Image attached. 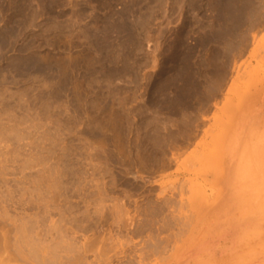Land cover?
I'll list each match as a JSON object with an SVG mask.
<instances>
[{
  "label": "rangeland",
  "instance_id": "374dc122",
  "mask_svg": "<svg viewBox=\"0 0 264 264\" xmlns=\"http://www.w3.org/2000/svg\"><path fill=\"white\" fill-rule=\"evenodd\" d=\"M254 146L264 0H0L12 243L24 222L53 240L52 221L74 264H264V172L241 180ZM9 241L0 264H37Z\"/></svg>",
  "mask_w": 264,
  "mask_h": 264
},
{
  "label": "bare ground",
  "instance_id": "6f19581e",
  "mask_svg": "<svg viewBox=\"0 0 264 264\" xmlns=\"http://www.w3.org/2000/svg\"><path fill=\"white\" fill-rule=\"evenodd\" d=\"M230 138H229V140H228V142H230ZM232 142V141H231ZM262 147V146H261ZM234 148V143H228L227 145H226V149L228 150V151H230V149H233ZM245 149H247L246 147H245ZM250 149V148H249ZM255 150H258V147L257 146H254V147H252L251 149H250V151L248 152V156H247V158H246V163L244 164V168H243V170L241 171V173H242V179L241 180H243L244 182L246 181V183H244V186L246 185V186H248L249 184H250V180L252 179V178H254V171H256V170H258L257 168H256V166H255V164L256 163H258L257 165H258V168H259V170L260 171H263L264 172V158H263V156H261L262 154H260V156H259V151L261 150V148L259 149V151H257V152H255ZM260 152H262V151H260ZM230 153V152H229ZM257 154V157L255 156ZM162 162V161H161ZM164 162V161H163ZM166 164V163H165ZM164 164V165H165ZM166 166V165H165ZM164 166V167H165ZM260 183V185H264L262 182H259ZM264 187V186H263ZM52 188V187H51ZM51 188H47V189H49V190H51ZM49 192V191H48ZM101 192V191H100ZM100 192H98V193H100ZM53 193V192H52ZM101 194V193H100ZM100 194H99V197H100ZM53 194H51V196H52ZM55 197V196H54ZM250 198H252V193H250V196H249ZM259 202V204L260 205H258L259 206V208L260 207H262V208H264V196L258 201ZM46 207H48V206H46ZM1 208H3V207H1ZM43 209H44V207H43ZM48 208H46V210H47ZM45 210V209H44ZM115 210V209H114ZM5 211V210H4ZM96 212H98L99 213V215H101L100 213H101V210L100 209H96L95 210ZM1 212H2V210H1ZM48 212V211H47ZM2 214V213H1ZM6 213H4L3 212V214L2 215H5ZM24 215V214H23ZM19 216H21V215H19ZM19 216H18V218H19ZM17 217V216H16ZM23 217V216H22ZM89 219H91V216H87ZM1 218V217H0ZM4 218V217H3ZM3 218H1V219H3ZM10 219V218H9ZM32 219V218H31ZM4 220V219H3ZM12 220V219H11ZM16 220V219H15ZM22 220V219H21ZM10 221V220H9ZM23 221H25V220H23ZM23 221L22 222H20V223H23ZM4 222V221H3ZM11 222V221H10ZM15 222V221H14ZM1 223V222H0ZM17 223H18V221H17ZM37 223V222H36ZM54 223V222H53ZM12 224H13V222H12ZM50 224H51V228H50V231H47V232H49V234L51 233V231L53 230V232L55 233V237L53 236L51 239H53V240H50V241H45L44 242V240L42 241V242H40V240H38L37 239V237L40 235V234H36V235H38V236H36V238H33L34 236H32L33 234H32V232H35L36 231V233H37V229L35 230V231H32V230H30L31 231V233H30V231H29V228L28 227H26L27 225H28V222L25 224V222H24V224H20V225H18V224H16L15 226H17L18 225V227H17V229H16V234H15V236L14 235H12V237L14 236L15 238L13 239L14 241H13V243H12V241H9L8 239H10V238H8V237H6V236H8V235H0V245H3V244H5L6 245V243L9 241V243L11 242L12 244H15L14 245V247L13 248H15V247H17V248H15V250H14V254H12L13 255V259L14 260H20V259H22V260H24V261H26V262H29V261H27V260H30V261H32V262H36L37 264H62V262L60 261V259H63L62 258V254L61 253H64V254H66V264H74L79 258H81L82 257V253H79V252H77V253H75V254H73V255H70V253L69 252H71V248H68V246L69 245H67V243L63 240V237H61L60 235H59V228L57 227L58 225H55V224H53L52 225V221H50ZM49 224V225H50ZM1 225V224H0ZM14 225V224H13ZM12 225V226H13ZM30 225H32V224H30ZM14 227V226H13ZM37 228V227H36ZM39 228V227H38ZM1 229V228H0ZM49 229V228H48ZM52 229V230H51ZM34 230V229H33ZM0 234H2V233H0ZM4 234V233H3ZM12 234V233H11ZM14 234V233H13ZM42 234V233H41ZM45 234H47V233H45ZM10 235V234H9ZM35 235V234H34ZM54 235V234H53ZM6 238H8V239H6ZM51 242V243H50ZM10 243V244H11ZM48 243V244H47ZM12 244H11V246H12ZM10 246V245H9ZM3 248H5V246L3 247ZM71 249V250H70ZM7 250V249H6ZM25 250V251H24ZM70 250V251H69ZM73 251V250H72ZM6 253H7V251H5ZM11 254H10V256L9 255H7V260H8V262H9V258L8 257H10L11 258V256H12ZM4 257V256H3ZM6 258V257H5ZM5 258L4 259H2L3 260V262H2V264H6V263H4V260H5ZM11 262V261H10ZM14 262V261H13ZM9 264V263H8ZM11 264H12V262H11Z\"/></svg>",
  "mask_w": 264,
  "mask_h": 264
}]
</instances>
